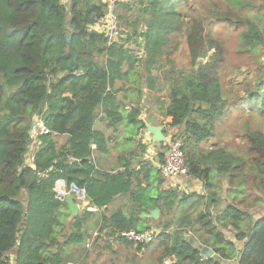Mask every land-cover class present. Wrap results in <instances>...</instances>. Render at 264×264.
Returning a JSON list of instances; mask_svg holds the SVG:
<instances>
[{"label":"trees","instance_id":"trees-1","mask_svg":"<svg viewBox=\"0 0 264 264\" xmlns=\"http://www.w3.org/2000/svg\"><path fill=\"white\" fill-rule=\"evenodd\" d=\"M67 3L0 0V264H12V253L14 264H86L90 230L106 251L112 243L135 248L134 255L156 249V264L168 258L175 264H264V217L254 219L264 210V134L248 130L247 151L239 154L205 146L236 106L264 113V0L122 2L118 41L110 46L92 29L106 17V4ZM218 26L233 30L237 56L258 66L256 83L244 87L246 98L227 89L225 80L237 68L214 33ZM179 37L186 39L189 69L167 70ZM143 87L166 91L155 100L187 136L189 177L203 184L204 194L166 188L160 168L145 160ZM121 92H134L137 100L127 102ZM100 115L110 133L96 128ZM35 116L49 130L37 140ZM135 143L143 164L138 172L130 171ZM166 149L157 148L159 165ZM113 153L124 171L102 168L100 159ZM143 179L153 187H144ZM59 181L85 190L88 207L97 211L85 208L73 217L57 197ZM118 196L133 204L110 212ZM154 229L151 242L120 236ZM208 249L217 257H208Z\"/></svg>","mask_w":264,"mask_h":264},{"label":"rangeland","instance_id":"rangeland-1","mask_svg":"<svg viewBox=\"0 0 264 264\" xmlns=\"http://www.w3.org/2000/svg\"><path fill=\"white\" fill-rule=\"evenodd\" d=\"M260 1L262 0H253L256 4H259ZM66 4H68L67 1ZM255 12L256 10H253V14ZM214 33L216 36L219 35L228 50L229 64L237 68L235 75L228 76L225 80L227 89L230 94H237V97L241 96L246 98L247 91L244 90V87L248 83H252L251 85L254 86L258 78V66L254 64L248 65L247 60L237 56L236 50L238 40L233 30L218 26L217 31ZM189 60V50L186 39L184 37H179L178 46L170 56V61H172L174 65L168 64L166 69L170 70L172 67H175L176 70H188L190 64ZM239 67L240 69H238ZM232 110L233 111L221 121L220 125L217 127V135L205 144L206 147L221 145L229 151L239 154L247 151L246 135L248 130L257 127L264 134V113L262 114L258 112V110L253 111L249 107L242 109L240 105ZM34 149V146H32L29 152H33ZM167 152L168 149H166V154ZM112 245L113 247L106 251L103 243L100 242L98 244L99 249H95V247L92 248L91 256L86 264H156V256L158 255L156 249L152 248L134 255L135 248L128 247L121 243H112ZM98 253L101 254L100 258L97 256Z\"/></svg>","mask_w":264,"mask_h":264},{"label":"built area","instance_id":"built-area-1","mask_svg":"<svg viewBox=\"0 0 264 264\" xmlns=\"http://www.w3.org/2000/svg\"><path fill=\"white\" fill-rule=\"evenodd\" d=\"M129 0H103L107 5V15L105 18L100 19L92 27L96 32L105 34L108 39V45H112L118 41L119 37V23L117 19V5L122 2H128ZM163 130L166 136V142L164 143L168 149L165 162L159 166L160 171L165 179L166 188L180 187L181 190L185 188L182 186L184 181L190 179L189 167L187 165L185 146L187 142V136L181 132V130L173 126L172 121H165ZM49 133V130L44 126L41 120H38L37 126L33 129V138H37L42 134ZM143 142L151 147L152 139L149 136L147 130L142 132ZM96 149V146H93ZM169 181V182H168ZM56 194L59 198L64 199L67 194H72L77 197L82 203H86L87 195L85 190L78 189L75 186L70 188L63 181H59L56 186ZM90 211L92 208L87 206ZM158 232L155 230L147 231L145 233H137L135 231L123 232L120 234L122 239L135 244H141L145 242H151L157 237ZM99 237L98 232L93 233L86 242V247L89 250L94 248L96 239ZM175 258H168L163 264H175ZM14 264V262H12Z\"/></svg>","mask_w":264,"mask_h":264},{"label":"crops","instance_id":"crops-1","mask_svg":"<svg viewBox=\"0 0 264 264\" xmlns=\"http://www.w3.org/2000/svg\"><path fill=\"white\" fill-rule=\"evenodd\" d=\"M66 1L67 0H65L64 3H66ZM133 48H135V47H133ZM142 54H143V52H141L137 55L140 57ZM118 86H121V84L118 83ZM142 90H143V95H142V99L140 100V105L142 108L141 120H143L145 122L146 130L152 139L151 147L148 149V152L144 158H145V160H147L149 162L151 161L152 164L154 163L155 166L159 167L160 165L157 161V155H158L157 148H159V147L156 145V143L153 139V134L149 131V128L150 127H162L163 128L165 121H172L171 118H164L163 117V114L160 111L159 106L155 100L156 95L162 96V99H163L164 95L166 94L165 93L166 91L161 93V94H156V93H153V89L150 91L146 87H143ZM120 97H123L125 99L127 98V102L129 100H137L134 92H131L129 94H125V92H121ZM130 109H131V107L128 106L127 110H130ZM103 116L104 115H102L99 118V120L96 124V128L98 130H103V131L110 133L106 129V124L104 122H102V120H101L102 118H104ZM65 140H66V137H61L60 142L63 143ZM138 145L139 144L135 143L133 145V148H132L133 150L136 149L138 151V153H137L136 157L134 159H132V162H131L132 165L130 166V171L138 172L140 170V168L143 166V164L140 163V161L142 159L140 157V149L138 148ZM213 146H216V145H212V147ZM118 156H119L118 153H113L110 157H102V159H100L102 168L105 170L116 171V172L124 171L122 165L119 162V159H117ZM133 179L136 180L135 176L133 177ZM141 179H142V177L139 178V180H141ZM142 183H143L144 187H146L147 184H149V185H151V187H153V183L150 181H147L146 179H143ZM182 186L185 188L184 190H186L188 193H193V194L194 193H197V194H204L205 193L204 188H203V184L201 182L193 180V179H188L187 181H184V183H182ZM73 197H74V200L77 204L83 206L82 209H80V211L87 208V205H88L87 201H86V203H82L79 200H77V197L75 195H73ZM132 204H133V201H131L129 196H118L115 198L113 204L109 207V211L113 212V211L118 210V209L128 210V208ZM90 211H97V210L92 208V210H90ZM157 211H159V210H157ZM153 213H154V211H152L151 214L149 215L150 222H151L152 226H153V219H157L159 216V214H158V216H154ZM263 217H264V210H258L256 212H254V219L255 220H258V219L263 218ZM95 232H96L95 230H90V232H89L90 236ZM98 244L99 243L95 244L96 245L95 249H99ZM239 248H241V246ZM10 258L12 259V262L15 261V257L13 255V253L11 254ZM231 264H238V263L232 262Z\"/></svg>","mask_w":264,"mask_h":264},{"label":"water","instance_id":"water-1","mask_svg":"<svg viewBox=\"0 0 264 264\" xmlns=\"http://www.w3.org/2000/svg\"><path fill=\"white\" fill-rule=\"evenodd\" d=\"M69 42H70V39H69ZM38 120H39L38 117L35 116L34 120L31 123V134L33 133V129L37 126ZM149 131L153 134V139H154V141L158 147H161L162 145H164V143L166 142V136H165V133H164L162 127H150ZM65 200L67 201V203L71 209L72 216L73 217L77 216L79 214L80 209H82L83 206L79 205L75 202L72 194H67L65 196ZM153 214H154V216H158L159 211L155 210ZM206 255L208 257H217L214 254L212 249H208L206 252Z\"/></svg>","mask_w":264,"mask_h":264}]
</instances>
